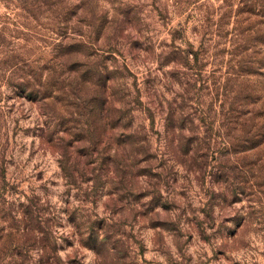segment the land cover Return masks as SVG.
I'll list each match as a JSON object with an SVG mask.
<instances>
[{"label": "rangeland", "instance_id": "1", "mask_svg": "<svg viewBox=\"0 0 264 264\" xmlns=\"http://www.w3.org/2000/svg\"><path fill=\"white\" fill-rule=\"evenodd\" d=\"M0 264H264V0H0Z\"/></svg>", "mask_w": 264, "mask_h": 264}]
</instances>
